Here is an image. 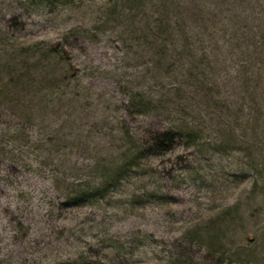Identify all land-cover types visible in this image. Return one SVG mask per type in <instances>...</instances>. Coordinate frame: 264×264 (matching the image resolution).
<instances>
[{
    "label": "rangeland",
    "instance_id": "obj_1",
    "mask_svg": "<svg viewBox=\"0 0 264 264\" xmlns=\"http://www.w3.org/2000/svg\"><path fill=\"white\" fill-rule=\"evenodd\" d=\"M164 1L0 0V264H264V0Z\"/></svg>",
    "mask_w": 264,
    "mask_h": 264
},
{
    "label": "trees",
    "instance_id": "obj_2",
    "mask_svg": "<svg viewBox=\"0 0 264 264\" xmlns=\"http://www.w3.org/2000/svg\"><path fill=\"white\" fill-rule=\"evenodd\" d=\"M167 0H165L164 2H163V7H164V13H168V7H167V2H166ZM207 2L209 1V0H206ZM253 1L254 0H250L249 2H247V3H249V5L251 4V8H250V10L253 12L255 9H256V7H257V5H256V3H257V1L256 2H254L253 3ZM144 2V0H142V4H144L143 3ZM207 2H206V4H207ZM210 2V1H209ZM166 3V4H165ZM253 3V4H252ZM204 2H203V5L204 6H199V2H198V11H200V12H202V10L207 6ZM218 4H219V0H217V1H215V0H212V3H211V5H212V7H213V9H215V10H217L219 7H218ZM220 6V5H219ZM242 7V6H241ZM240 6L239 7H234V8H232V10H231V7L229 6V5H227V11H228V13H229V11H230V17H228L227 15L228 14H226V16L224 15L223 17H225L224 18V22H222L223 23V28H221V30L220 31H222V32H225L224 33V35L226 36L227 34H226V32H228L229 31V29L231 28V26H233V29L232 30H234V36L232 35V36H230L229 37V39H227L228 40V46L226 47V49H228V52H225L226 53V55H227V53H232L233 52V48L234 47H236V50H240L241 52V56L242 57H240L239 58V60L237 61V63L235 64V67L237 68L238 67V69H239V67H243V65L244 64H248V65H251L252 63L250 62V60H251V55H249L247 52H244L243 53V51H242V48H241V46L243 45V44H246V45H252L253 46V51L255 52V51H257V50H259V49H262V54H256V57H259L258 59H263L264 60V34H258V32H257V30L256 29H252L251 27H249L248 28V32H250V33H252V35H253V37L254 38H246V39H248V40H246V39H243L244 38V31H245V29L248 27V25L246 24L247 22H243V18H242V16L240 15V14H242V12L244 11V10H241L240 8H241ZM260 7H263V6H260ZM201 10H200V9ZM178 9V8H177ZM236 10L238 11V12H236ZM177 12H179L178 10H177ZM226 19V20H225ZM229 20V24H227V23H225V21H228ZM193 21H194V19H193ZM161 22H163L162 21V19H161V17L159 18V23L161 24ZM185 20L183 19L180 23H179V25H180V27L179 28H182V29H184V27L186 26V24H185ZM244 23V24H243ZM205 28H203V30H204ZM210 33H212V32H210ZM241 34V35H243V37H240V40H238V41H236V40H232V38H235L236 36H238V34ZM221 34V33H220ZM174 37V36H173ZM172 37V38H173ZM227 37V36H226ZM250 37H252L251 35H250ZM171 38V37H170ZM219 46L217 45V46H215L214 48H213V50L215 49V50H217V48H218ZM250 47V46H249ZM52 50H54V49H52ZM182 50H185V51H183V52H180L179 53V55H183V54H185L186 53V48H183ZM52 53V52H51ZM56 53H60V52H58V51H56ZM61 54V53H60ZM243 55H246V56H249L248 58H245L244 60L242 59L243 58ZM184 56V55H183ZM220 58V57H219ZM217 59V61L219 62L218 63V65H217V67L219 68V70L218 71H222V69H224V66H225V62L227 61V59H225V60H222V61H220L221 59ZM224 63V64H223ZM255 66H257V67H260V64L258 63V64H256ZM262 67H264V63H262V65H261ZM44 67V64L42 65V68ZM220 91V93H221V90H219ZM191 131H192V129H191V127H188V126H184L183 125V127H176V126H173V125H171L170 127H168V128H166V129H163V130H160L158 133H157V135H155V136H153V138H152V141L150 142V146H151V150H153L152 152H155V153H158V152H162V153H165V152H167V151H169V149H171L177 142H180V140H182L181 138H183V140L185 139V141H186V143H188L189 144V146L191 145V143L193 142V137H190V135H191ZM105 188L103 187L102 188V190L101 189H97L96 188V190H98V193H97V195L99 196V197H103V195L105 194V192L103 191ZM83 192H81V193H75V194H70V195H67L66 196V200H67V202H76L78 199H84V195L82 194ZM94 193L95 192H93L91 195H89V196H87L88 198H92L93 196H94ZM195 232H196V230H195ZM193 232H189V233H186L185 235H183L182 237H181V239H182V241H183V245L186 243V242H188V241H191L192 242V240H190V239H188V238H185L188 234H192ZM196 233H198V232H196ZM199 235V234H198ZM201 236V235H200ZM198 238V237H197ZM202 240H203V238H201V240L198 238V243H199V245L202 243ZM195 242H197V240H194ZM79 259H83V257H81V258H79ZM170 262H171V264H185V263H183V262H180V261H176V260H174V261H172V258H171V256H170ZM190 263V262H189Z\"/></svg>",
    "mask_w": 264,
    "mask_h": 264
}]
</instances>
